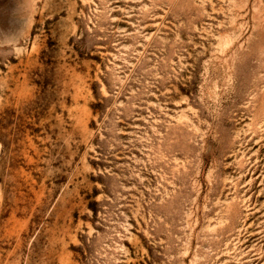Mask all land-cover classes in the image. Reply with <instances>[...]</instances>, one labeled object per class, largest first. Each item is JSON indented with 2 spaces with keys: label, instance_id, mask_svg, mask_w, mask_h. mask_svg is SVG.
Instances as JSON below:
<instances>
[{
  "label": "rangeland",
  "instance_id": "374dc122",
  "mask_svg": "<svg viewBox=\"0 0 264 264\" xmlns=\"http://www.w3.org/2000/svg\"><path fill=\"white\" fill-rule=\"evenodd\" d=\"M0 264H264V0H0Z\"/></svg>",
  "mask_w": 264,
  "mask_h": 264
}]
</instances>
